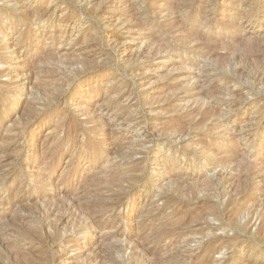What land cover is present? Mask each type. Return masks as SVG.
<instances>
[{"label": "rangeland", "instance_id": "1", "mask_svg": "<svg viewBox=\"0 0 264 264\" xmlns=\"http://www.w3.org/2000/svg\"><path fill=\"white\" fill-rule=\"evenodd\" d=\"M0 10V264H264V0Z\"/></svg>", "mask_w": 264, "mask_h": 264}, {"label": "bare ground", "instance_id": "2", "mask_svg": "<svg viewBox=\"0 0 264 264\" xmlns=\"http://www.w3.org/2000/svg\"><path fill=\"white\" fill-rule=\"evenodd\" d=\"M1 11V10H0ZM5 11V10H4ZM41 12V11H40ZM28 13V12H27ZM30 13V12H29ZM32 13V12H31ZM30 13V14H31ZM32 15V14H31ZM14 16V15H13ZM13 18V17H12ZM16 18V17H15ZM17 20V19H16ZM13 22V21H12ZM28 30V29H27ZM45 56V55H44ZM47 57V56H46ZM89 60V59H88ZM45 63V62H44ZM60 64V63H59ZM56 66V65H55ZM262 74V73H261ZM64 76V75H63ZM69 77V76H68ZM261 80V79H260ZM45 81V80H44ZM47 81V80H46ZM43 83V82H42ZM49 84V83H48ZM39 86V85H38ZM59 86V85H58ZM48 87V86H47ZM215 88V87H214ZM43 89V88H42ZM74 90V89H73ZM46 93H48V92H46ZM215 93V92H214ZM1 94V93H0ZM44 95V94H43ZM54 95V94H53ZM44 96H46V95H44ZM47 98V97H46ZM58 98H59V96H58ZM205 98V97H204ZM52 99V98H51ZM207 99V98H206ZM53 100V99H52ZM60 100V99H59ZM204 100V99H203ZM57 103H59V102H57ZM204 109V108H203ZM82 110V109H81ZM217 110V108L215 107V108H210V112L209 113H213V112H215ZM71 115V114H70ZM71 117V116H70ZM103 117V116H102ZM30 119V118H29ZM62 119V118H61ZM95 119V118H94ZM25 120V119H24ZM66 121V120H65ZM70 122V121H69ZM88 123V122H87ZM71 124V123H70ZM99 124V123H98ZM80 125V124H79ZM62 127V126H61ZM70 128V127H69ZM164 129V128H163ZM167 129V128H166ZM183 131V130H182ZM18 132V131H17ZM87 136V135H86ZM14 137V136H13ZM5 139V138H4ZM87 139V138H86ZM86 143V142H85ZM89 143V142H88ZM84 144V143H83ZM91 144V143H90ZM95 144V143H94ZM15 145V144H14ZM85 145V144H84ZM10 146V145H9ZM89 146V145H88ZM112 146V145H111ZM3 148V147H2ZM8 148V147H7ZM15 148V147H14ZM18 148V147H17ZM10 150V149H9ZM11 150H12V148H11ZM6 152H7V150H5ZM16 152V151H15ZM37 152H39V151H37ZM45 152V151H44ZM4 154H5V152H3ZM9 153H12V152H10L9 151ZM98 153V152H97ZM96 154V153H95ZM111 154V153H110ZM129 155V154H128ZM10 156V155H9ZM37 157V156H36ZM230 157V156H229ZM13 158V157H12ZM35 158V157H34ZM231 158V157H230ZM7 159V158H6ZM11 159V158H10ZM9 159V160H10ZM225 159V158H224ZM8 160V161H9ZM33 160H35V159H33ZM38 160V159H37ZM17 161V160H16ZM39 161V160H38ZM130 161V160H129ZM228 161V160H227ZM4 161H2V163H3ZM7 162V161H6ZM26 162V161H25ZM31 162V161H30ZM37 162V161H36ZM232 162V161H231ZM2 163H0V164H2ZM28 163V162H27ZM39 163V162H38ZM6 164V163H5ZM19 164H20V162H19ZM224 164V163H223ZM8 165V164H7ZM16 165V164H15ZM23 165V164H22ZM24 166V165H23ZM32 166V165H31ZM13 167V166H12ZM18 168V167H17ZM24 168V167H23ZM26 168V167H25ZM12 169V168H11ZM13 170V169H12ZM10 171V170H9ZM8 172V171H7ZM6 172V173H7ZM172 176V175H171ZM237 176V175H236ZM235 176V177H236ZM172 177H174V176H172ZM243 177V176H242ZM106 178V177H105ZM246 179H247V177H246ZM98 180H100V179H98ZM236 182H237V180H235ZM240 181V180H239ZM99 182V181H98ZM101 182V181H100ZM95 183V182H94ZM109 184V183H108ZM235 184V183H234ZM95 186V185H94ZM238 186V185H237ZM88 188V187H87ZM17 190V189H16ZM96 191H97V189H95ZM94 190V191H95ZM55 191V190H54ZM14 192V191H13ZM56 192V191H55ZM85 193V192H84ZM56 194V193H55ZM58 194V193H57ZM47 195H49V194H47ZM52 197V196H51ZM58 197V196H57ZM46 198V197H45ZM47 198H49V197H47ZM54 200V199H53ZM76 201V200H75ZM228 201V200H227ZM45 202V201H44ZM77 202H79V200L77 201ZM76 203V202H75ZM81 203V202H80ZM80 203H79V205H80ZM229 203V202H228ZM82 204V203H81ZM100 204V203H99ZM22 205V204H21ZM54 205V204H53ZM78 205V204H77ZM85 205V204H84ZM52 206V205H51ZM68 206V205H67ZM81 206V205H80ZM92 206H93V204H92ZM81 207H83V206H81ZM49 208V207H48ZM87 208V207H86ZM225 208V207H224ZM238 208V207H237ZM52 209H53V206H52ZM58 209V208H57ZM56 209V210H57ZM240 209H242V208H240ZM51 210V209H50ZM59 210V209H58ZM233 210H235V209H233ZM84 211V210H83ZM240 211V210H239ZM92 212V211H91ZM231 212V211H230ZM234 212V211H233ZM76 213V212H75ZM87 213H88V211H87ZM232 213V212H231ZM85 214V213H84ZM233 215H234V213H232ZM62 216V215H61ZM60 216V217H61ZM91 216V215H90ZM232 216V215H231ZM230 216V217H231ZM236 216V215H235ZM63 217V216H62ZM229 217V218H230ZM234 217V216H233ZM65 218V217H64ZM16 219V218H15ZM86 219V218H85ZM28 220V219H27ZM63 220V219H62ZM96 219H95V217H91L90 218V221L93 223V222H97V221H95ZM98 220V219H97ZM229 220H231V219H229ZM234 220V219H233ZM65 221V220H64ZM240 221V220H239ZM264 221V220H263ZM85 222V221H84ZM236 222V221H235ZM86 223V222H85ZM27 224V223H26ZM45 225V224H44ZM90 225V224H89ZM88 225V226H89ZM230 225V224H229ZM232 225V224H231ZM57 226V225H56ZM78 226V225H77ZM97 226V225H96ZM100 226V225H99ZM238 226V225H237ZM45 227V226H44ZM24 229H26V228H24ZM36 229V228H35ZM44 229V228H43ZM30 230V229H29ZM263 232V231H262ZM262 232H260V233H262ZM39 234V233H38ZM21 235H22V233H21ZM35 235V234H34ZM51 236V235H50ZM262 236V235H261ZM110 237V236H109ZM53 238V237H52ZM51 238V239H52ZM40 239H42V238H40ZM39 239V240H40ZM43 240V239H42ZM23 241V240H22ZM226 243V242H225ZM140 244V243H139ZM115 245V244H114ZM141 245V244H140ZM13 246V245H12ZM155 246V245H154ZM133 248V247H132ZM145 248V247H144ZM32 249V248H31ZM112 249H114V248H112ZM133 249H135V248H133ZM13 250V249H12ZM145 250H146V248H145ZM153 250V249H152ZM31 251V250H30ZM148 251V250H147ZM151 250H149V252H150ZM11 252V251H10ZM24 252V251H23ZM148 254H150V253H148ZM2 255V257L4 256L3 254H1ZM16 255V254H15ZM6 256V255H5ZM4 256V257H5ZM12 257H14V254L13 255H11ZM56 256V255H55ZM11 257V258H12ZM17 257V256H16ZM43 257V256H42ZM61 257V256H60ZM40 258V257H39ZM85 258V257H84ZM91 258V257H90ZM41 259V258H40ZM43 259V258H42ZM80 259V258H79ZM5 260V259H4ZM15 261H16V258L14 259ZM14 260H12V261H14ZM53 260V259H52ZM59 260V259H58ZM82 260V259H81ZM80 260V261H81ZM27 261V260H26ZM79 261V262H80ZM89 261V260H88ZM3 262V261H2ZM1 262V263H2ZM85 262V261H84ZM90 262V261H89ZM15 263V262H14ZM18 264V263H17ZM33 264V263H32ZM35 264V263H34ZM81 264V263H80ZM85 264V263H84ZM117 264V263H116Z\"/></svg>", "mask_w": 264, "mask_h": 264}]
</instances>
